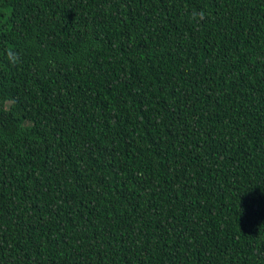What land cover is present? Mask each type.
<instances>
[{
    "label": "trees",
    "instance_id": "16d2710c",
    "mask_svg": "<svg viewBox=\"0 0 264 264\" xmlns=\"http://www.w3.org/2000/svg\"><path fill=\"white\" fill-rule=\"evenodd\" d=\"M0 264H264V0H0Z\"/></svg>",
    "mask_w": 264,
    "mask_h": 264
},
{
    "label": "clouds",
    "instance_id": "9594fccd",
    "mask_svg": "<svg viewBox=\"0 0 264 264\" xmlns=\"http://www.w3.org/2000/svg\"><path fill=\"white\" fill-rule=\"evenodd\" d=\"M202 14V13H201Z\"/></svg>",
    "mask_w": 264,
    "mask_h": 264
}]
</instances>
